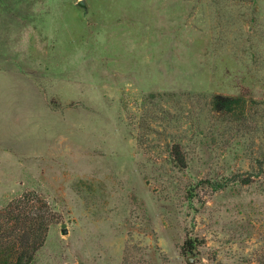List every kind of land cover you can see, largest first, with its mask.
Segmentation results:
<instances>
[{"label": "rangeland", "instance_id": "rangeland-1", "mask_svg": "<svg viewBox=\"0 0 264 264\" xmlns=\"http://www.w3.org/2000/svg\"><path fill=\"white\" fill-rule=\"evenodd\" d=\"M263 110L264 0H0V210L34 193L33 264H264Z\"/></svg>", "mask_w": 264, "mask_h": 264}, {"label": "trees", "instance_id": "trees-1", "mask_svg": "<svg viewBox=\"0 0 264 264\" xmlns=\"http://www.w3.org/2000/svg\"><path fill=\"white\" fill-rule=\"evenodd\" d=\"M246 104L242 98L214 95L210 100V109L217 115L236 120V115L244 114ZM254 104L257 106L256 102ZM259 113L258 117L264 120V110ZM252 144H254L253 141ZM245 149L249 154V159L254 163L253 165L257 166L256 171L252 168L250 176L264 175V149H257L259 154L257 156L253 155L255 149L251 146ZM172 155L173 163L177 167H183L185 161L177 145L174 146ZM231 182L241 185L250 183L241 178H234ZM209 184L214 190H222L228 186L226 182H211ZM30 193L24 194L15 201H10L0 210V264H33L36 253L45 242L51 221L46 219L45 214L36 204L33 205L34 209L31 212L21 210V204L25 200L30 201L33 198L34 193ZM29 196L30 199H28ZM33 200L36 203L37 198L34 196ZM185 247L192 249L190 241L184 243L183 248Z\"/></svg>", "mask_w": 264, "mask_h": 264}, {"label": "water", "instance_id": "water-1", "mask_svg": "<svg viewBox=\"0 0 264 264\" xmlns=\"http://www.w3.org/2000/svg\"><path fill=\"white\" fill-rule=\"evenodd\" d=\"M77 5L79 6V7H85V5H84V2L83 1H78L77 2ZM64 226V225H63ZM62 234H66V230H62ZM191 257H193V256H191ZM191 257H187L186 258V261H187V263L188 264H191L192 262H193V258H191Z\"/></svg>", "mask_w": 264, "mask_h": 264}]
</instances>
